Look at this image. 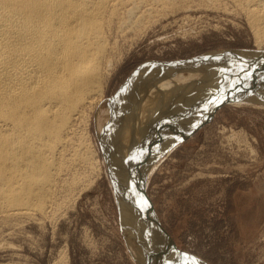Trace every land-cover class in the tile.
<instances>
[{"label": "bare ground", "instance_id": "6f19581e", "mask_svg": "<svg viewBox=\"0 0 264 264\" xmlns=\"http://www.w3.org/2000/svg\"><path fill=\"white\" fill-rule=\"evenodd\" d=\"M229 6L244 16L257 50L139 65L101 111L123 42L150 18ZM263 43L264 0H0V232L42 223L82 188L85 172L100 169L93 115L141 264H193L173 249L143 188L163 147L193 133L223 100L264 101Z\"/></svg>", "mask_w": 264, "mask_h": 264}, {"label": "rangeland", "instance_id": "374dc122", "mask_svg": "<svg viewBox=\"0 0 264 264\" xmlns=\"http://www.w3.org/2000/svg\"><path fill=\"white\" fill-rule=\"evenodd\" d=\"M229 9L168 10L158 20L150 18L139 34L123 42L101 111L143 64L257 50L244 16ZM183 14L192 18L181 21ZM225 100L193 133L170 150L163 147L142 195L180 256L205 264H264V101ZM89 127L100 169L85 172L82 188L62 199V207L42 223L28 220L12 231L3 229L0 264H141L142 256L128 240L131 223L122 221L121 195L93 115Z\"/></svg>", "mask_w": 264, "mask_h": 264}, {"label": "snow or ice", "instance_id": "6c2138e0", "mask_svg": "<svg viewBox=\"0 0 264 264\" xmlns=\"http://www.w3.org/2000/svg\"><path fill=\"white\" fill-rule=\"evenodd\" d=\"M191 259H192L193 264H198V261L194 257H192Z\"/></svg>", "mask_w": 264, "mask_h": 264}]
</instances>
